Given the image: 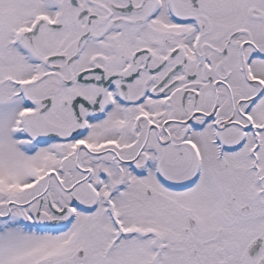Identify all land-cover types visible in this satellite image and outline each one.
Wrapping results in <instances>:
<instances>
[{
	"label": "snow or ice",
	"instance_id": "snow-or-ice-1",
	"mask_svg": "<svg viewBox=\"0 0 264 264\" xmlns=\"http://www.w3.org/2000/svg\"><path fill=\"white\" fill-rule=\"evenodd\" d=\"M0 264H264V0H0Z\"/></svg>",
	"mask_w": 264,
	"mask_h": 264
}]
</instances>
